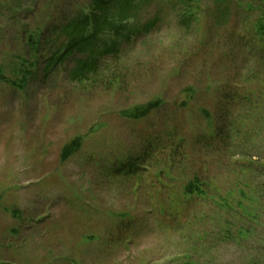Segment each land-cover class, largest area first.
Masks as SVG:
<instances>
[{"label":"rangeland","instance_id":"1","mask_svg":"<svg viewBox=\"0 0 264 264\" xmlns=\"http://www.w3.org/2000/svg\"><path fill=\"white\" fill-rule=\"evenodd\" d=\"M53 1L0 0L10 79L32 61L24 37L81 0ZM216 1L188 0L193 16L146 2L142 32L84 80L81 55L48 74L38 62L22 90L0 80V264H264V0H230L226 16ZM194 176L206 195H184Z\"/></svg>","mask_w":264,"mask_h":264},{"label":"trees","instance_id":"2","mask_svg":"<svg viewBox=\"0 0 264 264\" xmlns=\"http://www.w3.org/2000/svg\"><path fill=\"white\" fill-rule=\"evenodd\" d=\"M148 1L150 0L79 1L70 16L58 19L53 24L39 27L32 31L28 38L24 37L32 61L29 62L24 57H18L16 62L11 65L14 75L20 77L19 81H14L7 76V63H3L0 67V80L14 88L25 89L29 80L35 76L34 69L38 62L45 63V73L48 74L67 63V60L74 55L83 57L77 59L75 67L71 71L72 78L79 81L84 80L86 75L97 71L98 62L102 58L108 55L118 56L120 48L130 43L136 35L142 32L143 25L139 20ZM55 2L45 0L44 8L46 10L54 8ZM178 2L186 6L187 12L193 16L194 11L192 6L187 3L188 0H178ZM216 2L219 14L226 16L230 0H217ZM153 24L152 21L144 29L150 31ZM257 26L259 34L264 32V20L259 21ZM24 30L23 32L28 34L29 31ZM188 89L185 94L186 98L190 99L196 96L194 88L189 87ZM186 103L187 101L184 102V104ZM163 104V99L157 98L130 110H125L124 115L132 119H141L158 110ZM202 112L207 114L206 110H202ZM81 145V136L71 139L65 144L61 152V162L67 161L81 148ZM203 185L204 182L198 176H194L184 186V195L186 197L206 195ZM5 210L11 211L13 216L17 215L14 210L7 208ZM182 263L197 264L190 257Z\"/></svg>","mask_w":264,"mask_h":264}]
</instances>
